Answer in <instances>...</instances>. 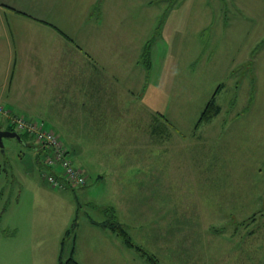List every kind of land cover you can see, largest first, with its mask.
I'll list each match as a JSON object with an SVG mask.
<instances>
[{"label":"rangeland","instance_id":"rangeland-1","mask_svg":"<svg viewBox=\"0 0 264 264\" xmlns=\"http://www.w3.org/2000/svg\"><path fill=\"white\" fill-rule=\"evenodd\" d=\"M40 1L19 6L31 16L5 9L17 35L0 45L2 130L40 121L29 113L45 111L66 44L53 28L135 54L134 85L150 90L140 100L135 85L113 112L107 95L102 115L68 118L66 135L44 125L83 187H54L36 147L2 139L0 264H58L60 252L79 264H264V0Z\"/></svg>","mask_w":264,"mask_h":264},{"label":"crops","instance_id":"crops-1","mask_svg":"<svg viewBox=\"0 0 264 264\" xmlns=\"http://www.w3.org/2000/svg\"><path fill=\"white\" fill-rule=\"evenodd\" d=\"M4 4H9L8 0H0V45L5 44L11 48L13 41L12 38L17 34L12 32L10 23L6 21V10H8L9 14L10 11L13 12L14 16L21 14L31 16V14L27 13V10H21L19 6L26 7L28 10H35L36 6H40L41 1L17 0L15 5H18L19 9L12 7L14 6L13 4H9L7 6L9 8H7ZM11 15L12 14H10V16ZM100 18L102 20L103 16L101 15ZM7 25L9 26V30ZM103 26L106 27L107 24L102 22L101 27ZM53 30L58 37L65 41L66 44L64 50H67V53L63 54V50L56 54L59 65L57 67L54 66L56 72L51 73L52 82L49 85V95L43 101L46 109L45 111H38L40 115H38V113H33L32 111L29 113L32 118L39 116L40 120H43L45 125L49 123L52 125L49 127L59 134H62L60 127L63 126V133L66 135L67 133L72 132V129L69 130L68 127L67 129L65 128L68 126L67 124L72 123L68 118L78 117L79 120H81V118L86 116L102 115L103 101L107 95L109 96L106 98V101L109 103V106L111 107L109 108L112 112L117 111L120 97L123 96V98H127L122 101L126 102V105H128L129 102L134 101V96L136 94L135 85L138 86V98L140 100L145 99L147 92L150 90L149 85L147 86V84L143 82V77L141 87L137 83L134 85L133 82L135 69L141 65L139 60L136 61L135 54L129 58H127L128 55H121L120 48L113 47L114 41L111 39L109 43L106 44L108 50L101 47L102 43L100 44L99 49H93L92 43L87 42V40L83 42L80 41L79 38V42L74 43L67 33L58 29L62 33L61 34L55 28H53ZM88 35L92 37L89 33ZM83 44L87 47L82 46ZM93 44L97 46L98 42ZM103 50L106 54H116L114 53L115 50L120 58L117 56L108 60V57L99 56V53ZM8 54L9 50L7 48L0 47V55L8 59ZM117 59L121 61L117 62ZM140 72L145 76V71L142 66ZM129 73L131 74L130 78L127 76ZM12 78H14V76ZM104 94L106 95L104 96ZM8 101L10 104H18L17 99L14 98L9 99ZM73 110H77L78 114L72 113L71 111ZM67 138L68 140H71L68 135ZM39 167L42 168L40 165Z\"/></svg>","mask_w":264,"mask_h":264},{"label":"built area","instance_id":"built-area-1","mask_svg":"<svg viewBox=\"0 0 264 264\" xmlns=\"http://www.w3.org/2000/svg\"><path fill=\"white\" fill-rule=\"evenodd\" d=\"M11 126H14L17 131L23 130L34 135L35 140L41 142L42 146L51 149L49 155L47 154V166L56 167L58 164L64 171L63 176L66 182L75 186H82L86 180L79 173H77L69 159L66 157V152L62 144L55 138L56 136L49 130L43 128L41 123L31 122L23 117H15L11 121ZM46 179L53 184L54 187L61 186L59 180L55 179L53 175H46Z\"/></svg>","mask_w":264,"mask_h":264},{"label":"trees","instance_id":"trees-1","mask_svg":"<svg viewBox=\"0 0 264 264\" xmlns=\"http://www.w3.org/2000/svg\"><path fill=\"white\" fill-rule=\"evenodd\" d=\"M56 30H58V29H56ZM59 31V30H58ZM59 33H61L60 31H59ZM62 34V33H61ZM143 53H144V56L143 57H145V56H147V55H145L146 53L148 54V51H147V47H145L144 48V50H143ZM142 53V54H143ZM147 62H149V61H147ZM140 63V62H139ZM144 64H145V69H149V64H147L146 62H143ZM214 99H215V95L211 98V100L209 101V104L207 105V107L205 108V110L203 111V113H202V117H205V121H208L209 119H211V117L213 116V115H215V114H217L218 112H219V107L218 106H215L214 105ZM213 114V115H212ZM27 120L28 121H31V122H36V120H33V119H28L27 118ZM38 123H42V125H43V128H45L44 127V121H42V120H40V121H37ZM1 129V128H0ZM5 129L6 130H10V131H13V130H15V127L14 126H11V125H8V126H6L5 127ZM19 133H20V136H21V139H22V142L21 143H24L25 145H27L28 144V146L30 147V144H32L33 145V147H36L35 149H37L38 150V155H37V158L39 159V156L41 155V154H43V157H44V161H45V163L43 162V165L42 166H44L43 167V169L45 168V167H48L46 164H47V161H48V158H46L47 157V151L44 149V147L42 146V144H41V142H38L37 140H35V138H34V135L33 134H30V133H28V132H26V131H23V130H19ZM22 133H23V135H22ZM35 142V143H34ZM35 145V146H34ZM67 153V152H66ZM67 155H68V153H67ZM66 155V157L69 159V157ZM69 161H71L70 159H69ZM71 163H72V161H71ZM56 167H58L59 169H56ZM56 167H49V169H51L52 170V173H50L49 172V174L50 175H53L54 176V178L55 179H57V180H59L60 181V183L61 182H64L65 184H67L69 187H77V186H75V185H72V184H70L71 182H66L65 180V177L63 176V170L61 169V167L57 164L56 165ZM86 182H87V180H86ZM250 218H252V220H254V218H253V216H251ZM118 227V228H117ZM112 228H114V226L112 225ZM116 231H118L119 230V232L120 233H122V234H124V238H125V241H126V245L127 246H129V247H133V244H132V242L130 241V237H128V236H126L127 234H126V232H125V230L124 229H122L120 226H117L116 225ZM62 243H63V240H62ZM62 256H61V252H60V255H59V258H58V263L59 264H79L73 257H72V255H70V257L69 258H67L66 260H63L62 258H61Z\"/></svg>","mask_w":264,"mask_h":264},{"label":"water","instance_id":"water-1","mask_svg":"<svg viewBox=\"0 0 264 264\" xmlns=\"http://www.w3.org/2000/svg\"><path fill=\"white\" fill-rule=\"evenodd\" d=\"M3 138H15L16 140L22 142L20 135L15 131L10 130H0V147H3L2 139Z\"/></svg>","mask_w":264,"mask_h":264},{"label":"bare ground","instance_id":"bare-ground-1","mask_svg":"<svg viewBox=\"0 0 264 264\" xmlns=\"http://www.w3.org/2000/svg\"><path fill=\"white\" fill-rule=\"evenodd\" d=\"M47 158V157H46Z\"/></svg>","mask_w":264,"mask_h":264}]
</instances>
